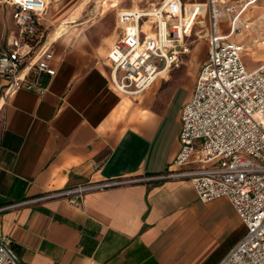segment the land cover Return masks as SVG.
I'll use <instances>...</instances> for the list:
<instances>
[{
    "label": "crops",
    "instance_id": "1",
    "mask_svg": "<svg viewBox=\"0 0 264 264\" xmlns=\"http://www.w3.org/2000/svg\"><path fill=\"white\" fill-rule=\"evenodd\" d=\"M258 1L235 26L230 17L220 20V34L244 46L235 39L240 26L257 17L264 28ZM47 2L43 23L55 25L47 39L56 74L44 77L42 93L22 88L11 96L0 79V236L23 264H219L246 227L228 200L202 201L189 179L95 190L77 206L66 198L15 206L89 180L160 175L176 169L181 147L183 106L175 112L174 96L160 98L162 80L180 66L144 93L126 95L108 61L123 33L118 14L117 37L103 23L81 20L89 1Z\"/></svg>",
    "mask_w": 264,
    "mask_h": 264
},
{
    "label": "built area",
    "instance_id": "2",
    "mask_svg": "<svg viewBox=\"0 0 264 264\" xmlns=\"http://www.w3.org/2000/svg\"><path fill=\"white\" fill-rule=\"evenodd\" d=\"M258 0H162L149 8L118 13L123 31L108 61L117 89L126 95L149 90L191 53L187 39L196 22L209 20L208 52L181 112L176 169L155 176L87 181L47 191L15 206L53 198L81 205L87 193L141 180L189 179L204 202L226 199L246 227L245 235L219 264H264V63L248 70L245 48L219 32V23ZM12 8L14 29L0 37V79L5 95L19 89L44 92L54 76V54L43 17L47 0H4ZM188 6V7H187ZM238 6L240 10L233 15ZM148 23L149 27L144 29ZM0 264H23L11 240L0 236Z\"/></svg>",
    "mask_w": 264,
    "mask_h": 264
},
{
    "label": "rangeland",
    "instance_id": "3",
    "mask_svg": "<svg viewBox=\"0 0 264 264\" xmlns=\"http://www.w3.org/2000/svg\"><path fill=\"white\" fill-rule=\"evenodd\" d=\"M87 1L89 4L81 20H89V24L95 23L94 25L103 23L106 27L104 32L116 34L118 37L119 30L116 29L118 12L124 9L149 8L159 4L162 0H84V3ZM185 1L188 2V0ZM258 5L264 10V0L258 1ZM253 6H248V8L252 10ZM259 11L260 8H255L252 11V17ZM76 18L77 15L75 14L74 21ZM256 18L251 19L252 22H255L249 28L240 26V30L235 35V39L244 44L243 61L248 70L257 68L264 61V28L260 27V22ZM10 26L9 9L4 0H0V33L5 31L6 34H10ZM54 29L55 25L51 26L50 29L46 30V34L48 35ZM210 32L211 25L208 19L204 22H196L191 36L187 39L191 46V53L183 55L180 68L171 71L168 80H162L161 101H169L174 96L172 108L175 112L183 106L192 93L200 70V63L205 59L208 52V35Z\"/></svg>",
    "mask_w": 264,
    "mask_h": 264
},
{
    "label": "bare ground",
    "instance_id": "4",
    "mask_svg": "<svg viewBox=\"0 0 264 264\" xmlns=\"http://www.w3.org/2000/svg\"><path fill=\"white\" fill-rule=\"evenodd\" d=\"M137 9H139V8H134V10H137ZM148 27H149V24L146 23V24L144 25V29H146V28H148ZM161 75H162L163 77H167V71L162 72Z\"/></svg>",
    "mask_w": 264,
    "mask_h": 264
}]
</instances>
